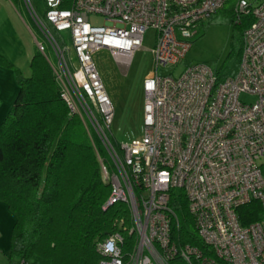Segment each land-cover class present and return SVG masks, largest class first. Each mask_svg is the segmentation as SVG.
I'll list each match as a JSON object with an SVG mask.
<instances>
[{
  "label": "built area",
  "instance_id": "2783aa9c",
  "mask_svg": "<svg viewBox=\"0 0 264 264\" xmlns=\"http://www.w3.org/2000/svg\"><path fill=\"white\" fill-rule=\"evenodd\" d=\"M22 1L61 98L109 157L105 164L95 147L110 182L105 205L129 206L134 243L127 247L113 231L98 241L99 264H264V218L242 224L238 212L255 201L264 210V0H236L237 18L249 13L252 21L241 36L236 74L224 77L202 62L176 76L158 70L184 57L198 24L227 0H45L43 15ZM91 15L104 24L90 23ZM149 27L156 41L154 71L143 80L144 133L116 144L114 109L92 54L106 49L126 66ZM52 28L67 30L70 43ZM183 200L203 250L178 244L172 231Z\"/></svg>",
  "mask_w": 264,
  "mask_h": 264
},
{
  "label": "trees",
  "instance_id": "16d2710c",
  "mask_svg": "<svg viewBox=\"0 0 264 264\" xmlns=\"http://www.w3.org/2000/svg\"><path fill=\"white\" fill-rule=\"evenodd\" d=\"M227 2L221 9L239 28L240 57L241 36L252 16L237 18L236 0L226 7ZM34 50L29 76L15 69L18 90L0 121V201L14 214L7 259L10 264H99L104 256L98 241L113 231L124 235L127 247L134 243L129 206L124 201L105 205L110 182L103 179L96 149L106 152L70 112L49 62ZM0 65L15 67L1 53ZM181 205L178 226H172L175 238L203 250L186 202ZM238 212L242 224L264 218L256 201Z\"/></svg>",
  "mask_w": 264,
  "mask_h": 264
},
{
  "label": "rangeland",
  "instance_id": "374dc122",
  "mask_svg": "<svg viewBox=\"0 0 264 264\" xmlns=\"http://www.w3.org/2000/svg\"><path fill=\"white\" fill-rule=\"evenodd\" d=\"M31 1L36 12L43 15L46 10L45 0ZM249 1L255 3L259 0ZM230 2L231 0H228L225 6L230 5ZM9 11H12L14 21L6 24L7 41L0 46V53L15 67L0 65V112L4 113L3 116L12 105L18 90V75L15 69L18 68L23 76H29V60L35 51L33 35L40 38L22 0H4V2L0 0L1 20H11ZM89 21L95 25L104 24L101 15H91ZM238 29L234 25V18L219 9L209 19L198 24L197 34L190 39L191 44L184 53V57L175 66L160 67L158 74L164 75L174 70L176 76L184 69V66L202 62L213 68L215 72H221L220 75L223 77L235 75L239 67ZM58 34L63 36L65 43H70L67 30ZM155 41L156 32L149 27L144 31L141 46L133 53L130 63L126 66L112 59L106 49L92 54L114 109L110 130L112 140L116 144H130L143 136V80L154 71L152 49ZM240 98L250 102L254 96L241 94ZM88 128L92 132L90 127ZM99 156L103 158L105 164L110 162L107 154H99ZM176 192L179 193L180 190L176 189ZM13 221L12 210L0 201V257L5 259L10 249V231ZM6 264H10L8 259Z\"/></svg>",
  "mask_w": 264,
  "mask_h": 264
},
{
  "label": "crops",
  "instance_id": "0c3cea01",
  "mask_svg": "<svg viewBox=\"0 0 264 264\" xmlns=\"http://www.w3.org/2000/svg\"><path fill=\"white\" fill-rule=\"evenodd\" d=\"M3 2H4V0H3ZM11 13H12V11H9V16L11 18V20H9V21L3 20V19L1 20V17H0V46H2L3 43L7 41V39H6V36H7V31H6L7 30V27H6V24L12 23V21H14L13 18H12L13 17V14H11ZM3 115H4V113L3 112H0V121H1V119L3 117ZM6 262H7V259H5L3 257H0V264H6Z\"/></svg>",
  "mask_w": 264,
  "mask_h": 264
}]
</instances>
